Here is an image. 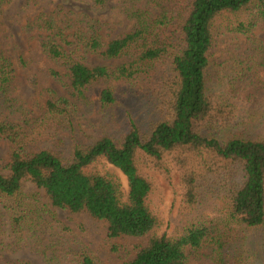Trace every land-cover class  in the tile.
Listing matches in <instances>:
<instances>
[{
	"label": "trees",
	"instance_id": "obj_1",
	"mask_svg": "<svg viewBox=\"0 0 264 264\" xmlns=\"http://www.w3.org/2000/svg\"><path fill=\"white\" fill-rule=\"evenodd\" d=\"M88 1L95 13L110 5ZM125 3L135 29L110 42L93 25L68 35L54 17L37 19L46 33L43 52L66 71L51 76L67 92L49 90L40 116L15 105V66L0 49V138L9 145L0 165V264H34L4 256L23 251L60 264L46 243L54 228L69 230L56 208L106 222L110 240L149 237L126 264H190L205 250L210 264H264V134L254 131L264 127V42L255 35L264 27V0ZM172 27L178 31L164 38ZM225 36L244 37L246 53L212 62ZM94 57L121 62L94 65ZM100 85L104 110L117 106L123 88L146 98L148 126L132 120L119 136L82 140L79 120ZM103 160L126 177L128 192L117 174L96 168ZM145 169L168 181L178 175L171 234L152 208L155 184ZM123 248L112 246L115 253ZM74 262L103 264L87 248L74 253Z\"/></svg>",
	"mask_w": 264,
	"mask_h": 264
},
{
	"label": "rangeland",
	"instance_id": "obj_2",
	"mask_svg": "<svg viewBox=\"0 0 264 264\" xmlns=\"http://www.w3.org/2000/svg\"><path fill=\"white\" fill-rule=\"evenodd\" d=\"M125 0H110L107 11L95 13L88 0H3L0 9V49L13 62L16 76L12 83L10 95L17 106L26 108L40 116L46 102L50 98L49 90L59 95H67L62 85L51 76L52 70L66 75L65 69L55 61L49 59L41 47V39L46 33L37 26V19L41 16H52L56 21L70 28L67 34L76 29L88 31L95 26L105 42H110L132 32L135 22L128 18L125 12ZM178 29L170 28L164 32V38L173 37ZM255 35L264 42V27H259ZM248 43L241 36H225L213 51L212 62L219 63L230 55L243 56ZM121 61H105L93 58L92 64H107L115 66ZM103 86H98L93 93V104L84 110V118L79 120V134L84 141H93L103 133L119 136L130 129L132 120L142 127H147L152 120L153 113L146 98L128 88H123L119 94L118 104L112 110L102 109L100 92ZM9 119H16L17 113L6 112ZM257 135L264 134V127H256ZM9 157V145L0 138V165ZM101 171L117 174L128 192L126 177L119 169L108 164L105 160L96 165ZM145 172L155 184L151 195V205L156 214L164 221L162 231L171 234L177 227V201L181 187L176 174L172 181H168L157 171L145 169ZM27 190L34 186L27 184ZM58 219L69 230L55 229V237H46V243L54 248L60 264H76L74 253L87 248L94 253L103 264H126L135 257V246H145L149 237H123L110 240L108 224L93 219L88 213L71 214L67 210L55 209ZM259 236V234H257ZM262 235V234H261ZM262 237V236H259ZM264 244V238H262ZM113 245L124 247L119 253L112 250ZM50 255H55L50 249ZM208 250L203 251L202 259L191 258L190 264H210ZM5 257L26 258L34 264H44L37 256L28 251L13 254L7 252Z\"/></svg>",
	"mask_w": 264,
	"mask_h": 264
}]
</instances>
